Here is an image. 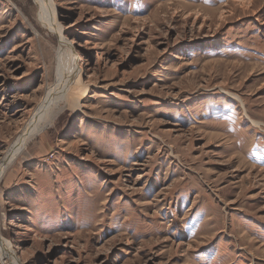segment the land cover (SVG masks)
<instances>
[{
  "label": "rangeland",
  "instance_id": "obj_1",
  "mask_svg": "<svg viewBox=\"0 0 264 264\" xmlns=\"http://www.w3.org/2000/svg\"><path fill=\"white\" fill-rule=\"evenodd\" d=\"M53 2L86 90L0 178V264H264V0ZM59 42L0 0V158Z\"/></svg>",
  "mask_w": 264,
  "mask_h": 264
},
{
  "label": "bare ground",
  "instance_id": "obj_2",
  "mask_svg": "<svg viewBox=\"0 0 264 264\" xmlns=\"http://www.w3.org/2000/svg\"><path fill=\"white\" fill-rule=\"evenodd\" d=\"M35 2L38 6L39 12L44 18L46 26L60 37L59 47L56 52V80L53 86L47 91L41 105H39L35 113L28 118L25 126H23L13 144L0 158V178L7 167L12 164V161L23 150L26 143L31 140L34 135L40 133L46 126L51 124L59 112L60 103L66 102L71 104L70 106H76L80 100L78 102V99L76 100V97L73 96L74 94L72 92L74 90H79L82 93L86 90L85 85L81 82L80 69L77 67L76 54L71 45L72 41L68 43L66 38L62 36L61 30L56 27L58 25L55 22L53 0H35ZM64 29L65 28H63V30ZM84 94L81 95V97L84 96ZM0 255L8 257L11 260L13 259L8 250V245L2 241V237L0 239Z\"/></svg>",
  "mask_w": 264,
  "mask_h": 264
}]
</instances>
